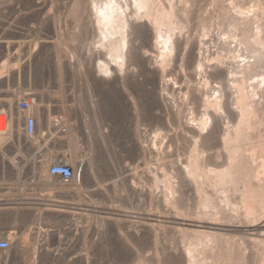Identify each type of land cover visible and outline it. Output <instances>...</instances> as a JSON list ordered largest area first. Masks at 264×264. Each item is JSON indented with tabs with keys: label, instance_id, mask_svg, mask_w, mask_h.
Segmentation results:
<instances>
[{
	"label": "bare ground",
	"instance_id": "obj_1",
	"mask_svg": "<svg viewBox=\"0 0 264 264\" xmlns=\"http://www.w3.org/2000/svg\"><path fill=\"white\" fill-rule=\"evenodd\" d=\"M72 1L75 14L88 13L84 34L93 39L91 40L93 45L90 44L92 46L88 48L86 56L78 52L77 48L74 49L73 56L69 57L63 47L67 44V38L64 39L59 35L52 47L59 90L62 88L60 86L62 77L71 70L72 61H77L84 66V69L81 66L79 68L83 71V77L95 87L111 90L120 86L121 98L132 113L135 122L132 121L135 125L138 124V118L145 110L149 113L152 110H159L168 117V121L167 119L163 121L162 118L161 128L165 131L160 130V133L153 134L151 147H147L146 144L143 146L142 143L141 145V140L137 141L138 135L135 145L140 155L147 154L149 157L148 160L146 159L147 162H144L147 165L144 168L146 180L153 183L155 189L158 184H162V190L153 191L147 189V186L137 187L132 183L129 186L126 177L121 184L124 187L122 189H125L129 195L136 194L146 201L145 203H149L148 205L156 212L154 214L156 218L161 217L157 215L159 213L165 215L164 218L180 233L181 239L175 240L177 242L171 245L173 240L170 246L167 245L169 247L160 250L159 254L154 253L156 255L150 258L151 260H147L142 253L135 251L131 264H264L263 9L244 8L240 0L239 4L234 3V0H228L229 3L213 0L216 16L227 21L231 27L227 30L224 39H216L217 48L226 50L229 54L228 59L216 53L215 60L209 62L208 57L204 56V53L208 52L204 45L207 43L205 37H213L211 28L205 30L199 37L184 31L192 18L197 20L199 18L196 11H192L193 9L191 10L187 5L195 0ZM74 12L72 11L70 15L73 16ZM197 22L206 29L208 21L205 17H200ZM75 38L71 35L67 40L72 42ZM36 44L28 52L31 60H37L39 57L36 53ZM236 47L238 51L245 52L243 60H236L241 56L233 53ZM184 67L188 68L186 74L181 71ZM191 81L193 83L190 84ZM212 81H216L217 85H211ZM186 82L188 83L185 84ZM175 91L183 92L188 97L184 96L186 99L180 97L183 100L179 101L168 99L167 93H175ZM15 96V92L5 95L2 105L13 108ZM18 100L19 98L16 99V104ZM42 101L39 98L37 104H32L30 100V108L25 112L14 105L18 115L16 114L15 117L11 115L6 130L3 123L4 116L0 114V146L9 137L16 138L17 145L24 140L31 149L39 146L41 136L49 132L50 128L49 108L44 107L41 110L38 105ZM188 101L194 104L191 110L194 109L195 112L194 110L192 112L198 115H192L193 117L190 116L186 120L183 113L186 105H189ZM64 102L60 97L61 108L64 107ZM33 111L37 113L38 124ZM27 114H32L36 120L37 132L34 137L27 136L22 130L23 119ZM151 114L153 117L155 113ZM6 116L8 118V114ZM14 119L18 121L16 124H13ZM170 122L172 123L170 125H177L180 132L178 130L174 131V134L173 132L167 134L166 129ZM14 125L16 129L13 128ZM64 130L67 132L66 126ZM162 132L166 134L160 139L159 135ZM69 136L66 142L72 151L69 156L59 157L55 152L43 153V159L37 161L38 163L30 169L37 173L40 179L53 178L48 173L50 160L60 159L61 162L69 163L73 169L70 181L75 182V188L65 190L63 187H57V189L61 194L78 199L81 198V192L78 182L76 183V174L78 169L81 171L79 167L82 164L80 165L78 160L74 137ZM101 138L104 141V134ZM178 139L189 144L186 143L188 149L184 160L181 163L178 161L176 165L170 162L169 172L167 171L169 162L165 161L168 167L164 162L162 172L158 175V172L153 171L154 174L151 175L154 169L150 167L153 161L151 159H163L167 155L170 157L173 152L169 155V150L165 151V149ZM207 149L212 151L203 154ZM91 154L92 152L89 156ZM8 161L12 165L15 162L13 158ZM157 163L158 161L154 162ZM93 164L89 161L88 169ZM4 167L5 162L2 159L0 163L2 174ZM88 171L90 172L91 169ZM82 216L79 215L81 218ZM152 219L151 221L158 222ZM73 226L75 230H80L78 223ZM102 226L101 228L106 227ZM148 228L152 229V227ZM116 230L119 229L116 227ZM152 231H149L153 240L152 245L157 247L161 240L158 239V233ZM228 233H235L239 238L227 239L225 234ZM6 239L10 246L3 255L0 254L1 261L3 258L7 260L13 249L15 253L20 254V257L28 253L18 240L9 235ZM85 264L90 262L86 261Z\"/></svg>",
	"mask_w": 264,
	"mask_h": 264
},
{
	"label": "rangeland",
	"instance_id": "obj_2",
	"mask_svg": "<svg viewBox=\"0 0 264 264\" xmlns=\"http://www.w3.org/2000/svg\"><path fill=\"white\" fill-rule=\"evenodd\" d=\"M223 1L229 3L228 0ZM238 1L233 2L239 4L241 1L243 3L240 4L244 8L259 7L264 11V0ZM212 2L213 0H195L187 4L191 10L193 9L192 11H196L199 18H206L208 21L206 29L202 28L201 23L198 24L199 18L198 20L192 18L188 27L184 28L186 33L189 32L190 35L198 37L211 28L213 37H205L207 43L204 45L208 49L204 56L208 57L209 62L215 60L216 53L228 59L227 51L217 48L216 39H224L227 30L231 27L227 21L216 16V10H214L216 7ZM72 3V0H0V114L4 116V128L7 129L12 114L13 117L18 115V110L15 109L17 98L29 97L32 104H37L41 98L43 101L38 104L40 109L48 107L50 114L49 132L41 136L38 147L31 149L24 140L17 145L16 138L10 137L0 146V163L2 159L5 162L3 174L0 172V238H7L9 235L18 240L28 251L20 257L19 253H15L13 244L11 253L15 254L10 253L7 260L4 258L0 260V264H85L86 261L90 264H131L132 255L136 252L142 253L144 258L151 260L157 253L169 247L173 240L171 245L181 239L180 233L164 218L165 215L159 213L157 215L161 217L156 218L154 216L156 212L152 206L151 208L148 205L149 203H145L146 201L136 194L129 195L125 189H122L124 187L121 184L126 177L129 186L132 183L137 187L143 185L146 188L147 186V189L153 191L162 190V184H158L156 190L155 186H152L154 184L146 180L144 168L147 165L144 162H147L146 159L148 160L149 157L147 154L140 155L135 145L138 135L137 141L141 140L140 144L151 147L154 135L163 130L162 118L163 121L166 119L168 121L166 114L162 112V115L159 110H152L156 114L152 117V112L145 110L138 118L136 126L132 113L126 108L121 98L120 86L111 90L95 87L83 77V71L79 68L81 66L84 69V66L77 61H72V71L70 70L65 74L66 76L62 77L60 85L62 91L59 90L52 50L59 35L64 39H68L71 35L76 37L72 42L66 39L67 44L63 45L69 57L73 56L74 49L77 48L78 52L86 56L88 48L93 45V39L84 34L88 13L75 14ZM191 3L194 4L191 5ZM71 8L74 12L73 16L70 15ZM74 14L78 19L74 18ZM35 43H37L36 53L39 57L37 60H31L28 52L32 50ZM233 53L241 55L236 60H243L245 56V52L238 51V47ZM181 71L186 74L188 68L184 67ZM216 81H212L211 85L216 84ZM11 91L16 94L13 108L2 105L5 95L12 94ZM181 94L182 96H179ZM184 96L185 93L178 91L167 93V98L170 100L186 99ZM60 97L65 101L63 108L60 107ZM191 103L188 101L189 105H186L183 113L186 120L192 115H198L193 113L194 109L191 110V107L194 108V104ZM92 105L95 107L93 108ZM32 113L38 124L37 113L34 111ZM158 115L160 117H157ZM170 124L172 123H168L167 127L170 130L166 129L167 134L172 132L174 134L178 130L180 132L177 125ZM65 126L67 132L64 130ZM13 128L16 129L15 125ZM166 132H162L159 138L161 139ZM103 134L104 141L101 138ZM69 135L74 137L78 160L80 165L82 164L79 165L81 171L78 169L76 174V183L78 182L81 192V198L78 199L61 194L57 189V187H63L65 190H71L75 188V182H61L56 176L40 179V176L30 169L38 163L37 161L43 159V153L55 152L59 157L69 156L72 152L66 145ZM182 141L174 140V144L172 142L166 147L165 151L169 150V155L173 152L170 157L167 155L163 159H151L153 161L150 167L156 168L155 170L151 168V175L154 174L153 171L158 172L159 175L163 170L162 163L165 161L169 162L167 163L169 167L166 162L164 163L169 172L170 162L176 165L184 160L189 144ZM89 150H92V157L89 156L91 153ZM211 151L207 149L203 154L206 155ZM12 158L15 166L8 161ZM55 161L50 160L48 167ZM89 161L94 163L91 165L90 172L88 171L90 170L88 169ZM157 161L158 165L154 164ZM92 166H95V169ZM79 215H83L82 218ZM152 218L158 222L151 221ZM141 222L146 224L143 225ZM75 223H78L82 231L74 229ZM101 225L106 227L101 228ZM116 227L119 230H116ZM150 230L157 232L158 239L161 240L157 247L152 245ZM228 234H225L227 239L239 238L235 233H232L235 236ZM5 251L0 254L3 255Z\"/></svg>",
	"mask_w": 264,
	"mask_h": 264
},
{
	"label": "built area",
	"instance_id": "obj_3",
	"mask_svg": "<svg viewBox=\"0 0 264 264\" xmlns=\"http://www.w3.org/2000/svg\"><path fill=\"white\" fill-rule=\"evenodd\" d=\"M30 100L29 98H20L17 101V109L20 111H28L30 108ZM18 122L17 120H13V123L16 124ZM23 132L29 136L34 137L36 135L37 129H36V120L32 114H27L24 116L23 119ZM48 173L52 176L58 177L62 182H68L73 176V169L72 167L64 162L61 161H55L52 162L48 168ZM9 242L6 238H0V251L7 250L9 248Z\"/></svg>",
	"mask_w": 264,
	"mask_h": 264
}]
</instances>
